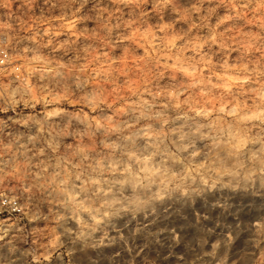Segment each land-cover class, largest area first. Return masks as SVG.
<instances>
[{
  "label": "rangeland",
  "instance_id": "rangeland-1",
  "mask_svg": "<svg viewBox=\"0 0 264 264\" xmlns=\"http://www.w3.org/2000/svg\"><path fill=\"white\" fill-rule=\"evenodd\" d=\"M0 264H264V0H0Z\"/></svg>",
  "mask_w": 264,
  "mask_h": 264
},
{
  "label": "built area",
  "instance_id": "built-area-1",
  "mask_svg": "<svg viewBox=\"0 0 264 264\" xmlns=\"http://www.w3.org/2000/svg\"><path fill=\"white\" fill-rule=\"evenodd\" d=\"M11 63V56L8 50L0 46V68L7 67ZM23 208L20 200L3 190H0V221L3 218L11 219L20 217Z\"/></svg>",
  "mask_w": 264,
  "mask_h": 264
}]
</instances>
